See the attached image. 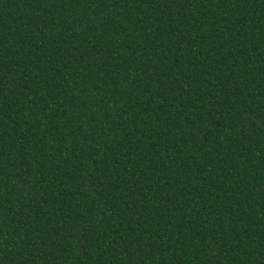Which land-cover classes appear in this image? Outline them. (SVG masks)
<instances>
[{"label":"trees","instance_id":"trees-1","mask_svg":"<svg viewBox=\"0 0 264 264\" xmlns=\"http://www.w3.org/2000/svg\"><path fill=\"white\" fill-rule=\"evenodd\" d=\"M0 264H264V0H0Z\"/></svg>","mask_w":264,"mask_h":264}]
</instances>
